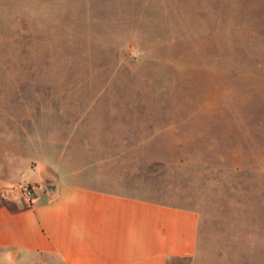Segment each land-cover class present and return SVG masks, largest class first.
Instances as JSON below:
<instances>
[{"label":"rangeland","instance_id":"374dc122","mask_svg":"<svg viewBox=\"0 0 264 264\" xmlns=\"http://www.w3.org/2000/svg\"><path fill=\"white\" fill-rule=\"evenodd\" d=\"M45 171L196 212L170 264H264V0H0V190Z\"/></svg>","mask_w":264,"mask_h":264},{"label":"crops","instance_id":"0c3cea01","mask_svg":"<svg viewBox=\"0 0 264 264\" xmlns=\"http://www.w3.org/2000/svg\"><path fill=\"white\" fill-rule=\"evenodd\" d=\"M56 178L53 197L40 186L31 204L0 199V262L170 264L196 253V212Z\"/></svg>","mask_w":264,"mask_h":264},{"label":"built area","instance_id":"2783aa9c","mask_svg":"<svg viewBox=\"0 0 264 264\" xmlns=\"http://www.w3.org/2000/svg\"><path fill=\"white\" fill-rule=\"evenodd\" d=\"M18 198L27 202V204H31L35 198L34 187L29 184H24L18 190H0L1 200L14 201Z\"/></svg>","mask_w":264,"mask_h":264},{"label":"water","instance_id":"95a60500","mask_svg":"<svg viewBox=\"0 0 264 264\" xmlns=\"http://www.w3.org/2000/svg\"><path fill=\"white\" fill-rule=\"evenodd\" d=\"M43 181L45 184L46 192L49 196L53 197L58 192V180L50 172L45 171L43 173Z\"/></svg>","mask_w":264,"mask_h":264}]
</instances>
